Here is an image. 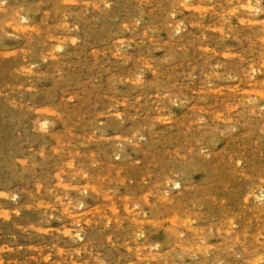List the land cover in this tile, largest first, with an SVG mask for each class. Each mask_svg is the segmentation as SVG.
<instances>
[{
  "label": "rangeland",
  "instance_id": "374dc122",
  "mask_svg": "<svg viewBox=\"0 0 264 264\" xmlns=\"http://www.w3.org/2000/svg\"><path fill=\"white\" fill-rule=\"evenodd\" d=\"M263 60L264 0L0 3V264H264Z\"/></svg>",
  "mask_w": 264,
  "mask_h": 264
},
{
  "label": "bare ground",
  "instance_id": "6f19581e",
  "mask_svg": "<svg viewBox=\"0 0 264 264\" xmlns=\"http://www.w3.org/2000/svg\"><path fill=\"white\" fill-rule=\"evenodd\" d=\"M103 2H104V1H103ZM181 2H182V1H181ZM182 3H183V2H182ZM257 8H258V7H257ZM234 9H236V8H234ZM250 11H251V10H250ZM223 13H225V12H223ZM227 13H228V12H227ZM250 13H251V12H250ZM253 13H254V12H253ZM17 15H18V13H17ZM22 15H24V14H22ZM2 16H3V14H2ZM18 16H20V15H18ZM3 17H4V16H3ZM3 17H2V18H3ZM8 17H9V16H8ZM14 20H15V19H14ZM21 20H22V19H21ZM240 20H241V19H240ZM11 22H13V21L11 20ZM25 24H26V23H25ZM25 24H24V25H25ZM8 25H10V23H9ZM26 25H27V24H26ZM13 26H14V25H13ZM21 26H22V25H21ZM16 27H17V26H16ZM22 27H23V26H22ZM22 27H21V28H22ZM28 27H29V26H28ZM179 27H180V26H179ZM179 27H178V29H180ZM14 28H15V26H14ZM25 28H27V27H25ZM15 29H16V28H15ZM17 29H18V28H17ZM24 30H25V29H24ZM26 30H27V29H26ZM96 30H97V29H96ZM176 30H177V27H176ZM17 31H19V29H18ZM174 31H175V30H174ZM22 32H23V31H22ZM29 33H30V32H29ZM263 61H264V60H263ZM73 98H74V97H73ZM145 103H146V102H145ZM146 112H147V111H146ZM20 115H21V114H20ZM23 115H24V114H23ZM20 117H21V116H20ZM18 118H19V116H18ZM18 118H17V119H18ZM22 118H23V116H22ZM125 118H126V116H125ZM129 118H130V117H129ZM127 119H128V118H127ZM37 120H38V119H37ZM37 120H36V121H37ZM46 120H47V119H46ZM131 120H132V118H131ZM79 121H80V119H79ZM33 122H34V121H33ZM47 123H48V122H47ZM66 123H67V122H66ZM48 124H49V123H48ZM85 124H86V123H85ZM133 124H134V123H133ZM87 125H88V123H87ZM47 126H49V125H47ZM122 126H123V124H122ZM131 126H132V125H131ZM131 126H130V127H131ZM40 127H41V126H40ZM41 128H42V127H41ZM113 128H114V127H113ZM132 128H133V127H132ZM137 128H138V127H137ZM44 129H45V128H44ZM125 130H126V129H125ZM127 131H128V130H127ZM100 142H102V141H100ZM99 144H100V143H99ZM102 144H104V143L102 142ZM156 145H157V144H156ZM103 146H104V145H103ZM105 147H106V146H105ZM112 147H114V146H112ZM54 149H55V148H54ZM157 149H158V148H157ZM55 150H56V149H55ZM57 150H58V149H57ZM57 150H56V151H57ZM99 150H100V149H99ZM1 151H3V150H1ZM6 152H7V151H6ZM101 152H102V151H101ZM105 152H106V151H105ZM2 153H3V152H2ZM98 154H99V153H98ZM79 156H80V155H79ZM82 156H83V155H82ZM93 156H95V155H93ZM97 156H98V155H97ZM97 156H96V157H97ZM100 156H101V155H100ZM109 157H110V156H109ZM77 158L79 159V157H77ZM94 159H96V158H94ZM73 160H75V159H72L71 161H73ZM79 160H80V159H79ZM71 161L69 160V162H71ZM81 161H82V160H81ZM68 164H69V163H68ZM71 164L73 165L72 162H71ZM160 164H161V163H160ZM169 164H170V163H169ZM165 165H166V164H165ZM170 165H173V164L171 163ZM168 166H169V165H168ZM161 167H162V166H161ZM170 167H171V166H170ZM159 168H160V167H159ZM12 169H13V168H12ZM62 172H63V171H62ZM55 173H56V172H55ZM162 173H163V172H162ZM65 174H66V173H65ZM68 174H69V173H68ZM14 175H15V174H14ZM54 175H55V174H54ZM158 175H160V174H158ZM55 176L58 177L57 175H55ZM66 176H67V175H66ZM99 176H100V175H99ZM156 176H157V175H155V177H156ZM161 176H162V175H161ZM6 177H7V176H6ZM11 177H13V175H12ZM21 177H22V175H21ZM60 177H61V176H60ZM157 177H158V176H157ZM157 177H156V178H157ZM169 177H170V176H169ZM14 178H15V177H14ZM171 178H172V177H171ZM60 179H61V178H60ZM176 179H177V178H176ZM178 179H179V178H178ZM166 180H167V179H166ZM168 180H169V179H168ZM168 180H167V182H168ZM170 180H171V179H170ZM10 181H11V179H10ZM172 182H173V180H172ZM56 183H57V182H56ZM64 183H65V182H64ZM64 183H63V185L65 186ZM176 183H178V182H176ZM38 184H39V183H38ZM157 184H158V183H157ZM178 184H179V183H178ZM36 185H37V184H36ZM55 185H56V184H55ZM59 185H60V184H59ZM87 185H88V184H87ZM158 185H159V184H158ZM248 185H249V184H248ZM90 186H91V185H90ZM155 186H156V185H155ZM38 187H39V186H38ZM66 187H67V185H66ZM157 187H158V186H157ZM162 187H163V186H162ZM254 187H255V186H254ZM55 188H56V187H55ZM57 188L59 189V187H57ZM247 188H248V187H247ZM60 189H61V187H60ZM62 189H63V188H62ZM92 189H93V188H92ZM94 189H95V188H94ZM152 189H153V188H152ZM155 189H156V188H155ZM164 189H165V188H164ZM164 189H163V190H164ZM249 189H250V188H249ZM260 189H261V188H260ZM85 190L87 191L88 189L85 188ZM247 190H248V189H247ZM250 190H251V189H250ZM37 191H38V190H37ZM165 191H166V190H165ZM257 191H258V190H257ZM18 192H19V191H18ZM20 192H21V191H20ZM54 192L56 193V191H54ZM54 192L52 193V195L55 194ZM5 193H8V192H5ZM16 193H17V192H16ZM34 193H37V192H34ZM167 193H168V192H167ZM245 193H246V191H245ZM253 193H254V192H253ZM253 193H251V194H253ZM259 193H260V194H259ZM259 193H257L258 196H257V195H256V196L261 198V196L264 195V193H263V191H260ZM12 194H13V192H12ZM22 194H23V192H22ZM104 194H105V193H103V196H104ZM148 194H150V193L148 192ZM8 195H9V193H8ZM8 195H7V196H8ZM13 195H14V194H13ZM17 195H18V194H17ZM39 195H40V193H39ZM145 195H146V194H145ZM9 196H11V193H10ZM29 196H30V194H29ZM29 196H28V197H29ZM40 196H41V195H40ZM57 196H58V195H57ZM62 196H63V195H62ZM154 196H155V195H154ZM154 196H153V197H154ZM256 196H255V197H256ZM3 197H5V196H3ZM32 197H33V195L31 196V198H32ZM34 197H35V195H34ZM42 197H43V196H42ZM46 197H47V196H46ZM50 197H51V196H50ZM63 197H64V196H63ZM145 197H146V196H145ZM161 197H163V196H161ZM16 198H17V197H16ZM16 198H15V199H16ZM43 198H44V197H43ZM146 198H147V197H146ZM146 198H144V199H146ZM140 199H141V197H140ZM142 199H143V198H142ZM165 199H166V198H165ZM255 199H256V198H255ZM255 199H254V200H255ZM12 200H14V199H12ZM42 200H44V199H42ZM60 200H61V198H60ZM256 200H257V199H256ZM44 201H45V200H44ZM161 201H162V200H161ZM42 202H43V201H42ZM15 203H16V201H15ZM36 203H37V202H36ZM48 203H50V202H48ZM48 203H47V204H48ZM108 203H109V202H108ZM256 203H257V202H256ZM47 204H46V205H47ZM22 205H24V203H23ZM26 205H27V204H26ZM31 205L33 206V204H31ZM38 205H39V204H38ZM68 205H69V204H68ZM113 205H114V204H113ZM36 206H37V205H36ZM41 206H42V205H41ZM62 206H63V204H62ZM106 206H107V205H106ZM115 206H116V204L114 205V207H115ZM124 206H125V205H124ZM22 207H23V206H22ZM22 207H20V208H22ZM25 207H27V206H25ZM25 207H23V208H25ZM30 207H31V206H30ZM34 207H35V206H34ZM39 207H40V206H39ZM45 207H46V206H45ZM49 207H50V206H49ZM65 207H67V206H65ZM65 207H64V209H65ZM109 207H110V206H109ZM111 207H112V206H111ZM111 207H110V209H111ZM125 207H126V206H125ZM163 207H164V206H163ZM1 208H2V207H1ZM35 208H36V207H35ZM61 208H62V207H61ZM67 208H68V207H67ZM4 209L6 210V208H4ZM4 209H2V211H4ZM51 209H52V207H51ZM53 209H54V207H53ZM104 209H105V208H104ZM114 209H115V208H114ZM114 209H113V210H114ZM126 209H127V208H126ZM0 210H1V209H0ZM43 210H45V209H43ZM57 210H58V209H57ZM60 210H61V209H60ZM62 210H63V209H62ZM108 210H109V209H108ZM113 210H112V213L114 212ZM17 211H18V210H17ZM17 211H16V212H17ZM38 211H39V210H38ZM65 211H66V210H65ZM162 211H163V210H162ZM8 212H9V211H8ZM115 212H116V211H115ZM11 213H12V212H11ZM18 213H20V212H18ZM40 213H41V212H40ZM98 213H100V211H99ZM116 213H117V212H116ZM37 214H38V213H37ZM62 214H63V213H62ZM0 215H2V214H0ZM14 215H15V214H14ZM40 215H41V214H40ZM64 215H65V214H64ZM66 215H68V214H66ZM105 215H106V214H105ZM15 216H16V215H15ZM172 216H173V215H172ZM25 217H26V216H25ZM104 217H105V216H104ZM107 217H108V216H107ZM0 218H1V217H0ZM8 218H9V217H8ZM133 218H134V217H133ZM171 218H172V217H171ZM2 219H3V217H2ZM114 219H115V218H114ZM114 219H113V220H114ZM135 219L138 220L137 218H135ZM24 220H25V219H24ZM9 221H10V220H9ZM26 221H27V219H26ZM28 221H29V220H28ZM110 221H111V219H110ZM22 222H23V221H22ZM139 222H140V220H139ZM173 222H174V219H173ZM11 223H12V222H11ZM115 223H116V222H115ZM225 223H226V222H225ZM15 224H16V222H15ZM174 225H175V224H174ZM226 225H227V224H226ZM10 226H11V224H10ZM175 226H176V225H175ZM231 226H232V225H231ZM0 228H1V227H0ZM4 228H5V227H4ZM10 228H11V227H10ZM65 228H66V227H65ZM175 228H176V227H175ZM73 229H74V228H73ZM75 229H76V228H75ZM230 229H231V228H230ZM7 230H8V229H7ZM76 230H77V229H76ZM82 231H83V230H82ZM82 231H80V229H79V232H82ZM71 232H72V230H71ZM67 233H68V232H67ZM67 233H66V234H67ZM74 233H75V232H74ZM76 233H77V232H76ZM196 233H197V232H196ZM197 234H198V233H197ZM202 234H203V233H202ZM239 234H240V233H239ZM68 235H69V234H68ZM73 235H74V234H73ZM194 235H195V234H194ZM71 236H72V235H71ZM76 236H77V238H81V237H82V235H81L80 233L77 234ZM197 236H198V235H197ZM201 236H202V235H201ZM187 237H188V235H187ZM194 237H195V236H194ZM68 238H69V236H68ZM73 238H74V237H72V239H73ZM70 240H71V239H70ZM80 240H81V239H80ZM74 242H75V239H74ZM76 242H77V241H76ZM252 243H254V242H252ZM175 244H177V243H175ZM249 244H251V243H249ZM255 244H256V243H255ZM195 245H198V244H195ZM245 246L247 247V245H245ZM249 246H250V245H249ZM176 247H177V246H176ZM250 247H251V246H250ZM260 247H261V246H260ZM260 247H259V248H260ZM57 248H58V247H57ZM59 248H60V247H59ZM188 248H189V247H188ZM193 248H194V247H193ZM196 248H197V247H196ZM257 248H258V247H257ZM257 248H256V250H257ZM262 248H264V246H263ZM183 249H184V248H183ZM190 249H192V248H190ZM243 249H244V247H243ZM245 249H247V248H245ZM57 250H58V249H57ZM138 250H139V249H138ZM63 251H64V250H63ZM242 251H243V250H242ZM65 252H66V251H65ZM68 252H69V251H68ZM75 252H76V251H75ZM137 253H138V252H137ZM139 253H140V252H139ZM139 253H138V254H139ZM147 253H148V252H147ZM241 253H242V252H241ZM243 253H244V251H243ZM245 253H246V252H245ZM61 254H62V256H65V255H63V253H61ZM61 254L59 253V256H61ZM150 254H151V253H150ZM257 254H258V250H257ZM257 254H256V257H257ZM242 255H243V254H242ZM57 256H58V255H57ZM62 256H61V257H62ZM152 257H153V259L155 258L154 256H152ZM241 257H242V256H241ZM63 258H64V257H63ZM143 258L145 259V257H143ZM146 258H147V257H146ZM246 258H247V257H246ZM246 258H245V259H246ZM259 258H260V257H259ZM65 259H66V258H65ZM240 259H241V258H240ZM240 259H239V260H240ZM151 260H152V259H151ZM155 260H156V258H155ZM159 260H160V258H159ZM204 260H205V259H204ZM205 261H206V260H205ZM205 261H204V262H205ZM244 261H245V260H244ZM248 261H249V260H248ZM257 261H258V260H257ZM204 262H203V263H204ZM63 263H64V260H63ZM66 263H67V262H66ZM240 263H242V262H240ZM245 263H247V262H245ZM249 263H251V262H249ZM256 263H257V262H256ZM258 263H259V262H258ZM199 264H200V263H199ZM238 264H239V263H238ZM251 264H252V263H251ZM254 264H255V263H254Z\"/></svg>",
  "mask_w": 264,
  "mask_h": 264
},
{
  "label": "snow or ice",
  "instance_id": "6c2138e0",
  "mask_svg": "<svg viewBox=\"0 0 264 264\" xmlns=\"http://www.w3.org/2000/svg\"><path fill=\"white\" fill-rule=\"evenodd\" d=\"M4 2V0H0V3H3ZM66 2H67V0H66ZM177 187H179V185H177Z\"/></svg>",
  "mask_w": 264,
  "mask_h": 264
}]
</instances>
